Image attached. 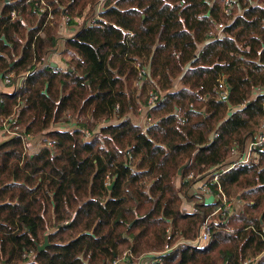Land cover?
Wrapping results in <instances>:
<instances>
[{
	"label": "trees",
	"instance_id": "obj_1",
	"mask_svg": "<svg viewBox=\"0 0 264 264\" xmlns=\"http://www.w3.org/2000/svg\"><path fill=\"white\" fill-rule=\"evenodd\" d=\"M36 1L0 0L13 88L0 126L14 131L0 145V264H108L123 251L135 264L178 244L148 264H264V144L220 174L241 206L213 217L207 241L219 202L188 193L264 120V0H103L91 23L100 0H44L48 20ZM63 22L75 31L52 66Z\"/></svg>",
	"mask_w": 264,
	"mask_h": 264
},
{
	"label": "built area",
	"instance_id": "obj_2",
	"mask_svg": "<svg viewBox=\"0 0 264 264\" xmlns=\"http://www.w3.org/2000/svg\"><path fill=\"white\" fill-rule=\"evenodd\" d=\"M102 2L103 0H100L99 3L97 4L98 6V13L101 11L102 8ZM225 4H227L228 6H231V0H224ZM36 6H39V10L40 12H46V20L53 18V13L51 11V8L49 5L46 4V2L44 0H37L35 2ZM101 7V8H100ZM225 11H227L225 9ZM12 16H14V11H12ZM98 14L96 16H94L93 18H91V20L89 21L94 22L97 18H98ZM64 19L66 20L67 17L65 16ZM222 27V24H218L217 28L220 29ZM5 82H8V79L5 78L4 79ZM219 86L223 87V80H221L219 82ZM221 98H225L227 96V90L224 89L221 91L220 93ZM158 99V95L155 93H151L150 97H149V103L150 104H154L156 102V100ZM150 118H147V121H149ZM14 132V131H12ZM29 137V135L27 136ZM264 143V120L261 123V126L259 128V131H257V133L254 135V137L246 143L245 147L243 148V150L239 151L238 149H233L232 153L236 154V159L233 161V163L227 164V166H220L217 167L215 169H213L212 171V179L210 180V182L204 184L203 189L204 195H210L212 194L214 197V202H219L218 207L210 214L207 216V218L205 219V221L203 222V224L201 225L200 228V232L197 236V243L199 242H204L207 241L210 235V232L212 230V227L215 226L216 223L213 222V216H221L224 217L225 215H231L233 213L236 212V205L233 203L234 201L232 199H229L224 191L221 188L220 182H219V176L220 174H222L223 172H225L227 169H229L230 167H232L235 163H243V164H247L251 161L252 157L254 156V150L255 147L257 145L263 144ZM189 178L192 177V174H189L188 176ZM211 184H215L216 185V191H213L211 188ZM195 193V192H193ZM201 193V192H199ZM29 254H31V252H29ZM26 254H24L25 256ZM127 257V253L123 252L122 255L120 257H117L115 259H113L111 262H109L108 264H121V261L126 259ZM253 259H248L246 260L243 264H249Z\"/></svg>",
	"mask_w": 264,
	"mask_h": 264
},
{
	"label": "rangeland",
	"instance_id": "obj_3",
	"mask_svg": "<svg viewBox=\"0 0 264 264\" xmlns=\"http://www.w3.org/2000/svg\"><path fill=\"white\" fill-rule=\"evenodd\" d=\"M97 9H98V6H96V11H95V13L93 14V17L94 16H96L97 14H98V11H97ZM150 93H151V91H150ZM143 121V123H146V122H148L147 121V118H145V120H142ZM149 121H151V119L149 120ZM5 124V123H4ZM0 130L2 131V136H1V139H0V141L1 140H3L4 138H8L7 136L10 134H13V132H12V130H11V128L9 127V126H5V128H2L1 126H0ZM27 142H26V146H27V152H29V151H34L36 148H38V146L40 145V138H32V137H27ZM264 144V143H263ZM238 153V152H237ZM237 153H235V154H233L230 158L231 159H236V154ZM225 166H227V165H225ZM213 171V170H212ZM212 171L209 173V174H207V176H204V177H201V178H199V179H197L191 186H192V188H190L189 189V194H193V192H195V195L196 196H199V197H201V198H203L204 197V194H203V192H204V189H203V186H204V184H206L207 182H210V180L212 179ZM192 174V173H191ZM192 177H193V174H192ZM206 177V178H205ZM195 183L197 184H199V185H196V187H195ZM199 192H201V193H199ZM234 201V200H233ZM235 205H236V210L239 208V206H241V203L240 202H238V200H235L234 202H233ZM189 205H191V206H193V203H189ZM218 207V206H217ZM213 217H215V216H213ZM216 219V218H215ZM123 252H125V251H123ZM127 253V252H126ZM122 255V254H121ZM120 255V256H121ZM119 256V257H120ZM128 256V255H127ZM127 259H129L128 257H126V259H124V260H122L121 261V264H127Z\"/></svg>",
	"mask_w": 264,
	"mask_h": 264
},
{
	"label": "crops",
	"instance_id": "obj_4",
	"mask_svg": "<svg viewBox=\"0 0 264 264\" xmlns=\"http://www.w3.org/2000/svg\"><path fill=\"white\" fill-rule=\"evenodd\" d=\"M101 8V7H100ZM75 31L74 27L71 25L66 24V22H63L62 28L60 30V34H59V39H58V43L56 45V47L47 54V61H50L52 63H55L57 65H62L64 60L66 59V56L61 54L62 48H63V44H64V40L66 37L71 36L73 34V32ZM13 88L9 87L7 85V82H5L4 79L1 78L0 76V93L1 92H9L11 91ZM138 120V119H137ZM138 123H140V120L137 121ZM141 123H142V119H141ZM2 131L0 130V139L2 136ZM206 178V177H205ZM196 185H199L198 183H195V187ZM204 198L206 200H210L211 202H214V197L212 194L210 195H204ZM188 208L191 210L192 206L187 204Z\"/></svg>",
	"mask_w": 264,
	"mask_h": 264
},
{
	"label": "water",
	"instance_id": "obj_5",
	"mask_svg": "<svg viewBox=\"0 0 264 264\" xmlns=\"http://www.w3.org/2000/svg\"><path fill=\"white\" fill-rule=\"evenodd\" d=\"M6 1H7V0H6ZM51 65H52V66H55L56 64H55V63H52ZM7 139H9V138H4L3 140H1V141H0V145H1L4 141H6ZM182 168H183V166H181V167L179 168V170H178V174H179V175H180V173H181ZM259 219H260V221H261V219H262V214L260 215ZM47 245H48V237H47V235H45V237H44V242H43V244H41V245L38 247V250H42V249H44ZM179 245H180V244H178V245L174 246L173 248H171V249H169V250H166V251H164V252H149V253H145V254L141 255V256L138 258V260H137V262H136L135 264H148L151 260H153V259H155V258H160L162 255H164V254L170 252L171 250L175 249V248H176L177 246H179Z\"/></svg>",
	"mask_w": 264,
	"mask_h": 264
}]
</instances>
